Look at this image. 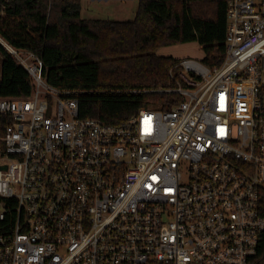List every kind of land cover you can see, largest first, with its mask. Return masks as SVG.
I'll use <instances>...</instances> for the list:
<instances>
[{"label":"built area","instance_id":"obj_1","mask_svg":"<svg viewBox=\"0 0 264 264\" xmlns=\"http://www.w3.org/2000/svg\"><path fill=\"white\" fill-rule=\"evenodd\" d=\"M225 54L178 60L170 109L78 115L35 54L0 45L29 97L0 98V264H251L264 217V0H229Z\"/></svg>","mask_w":264,"mask_h":264},{"label":"trees","instance_id":"obj_2","mask_svg":"<svg viewBox=\"0 0 264 264\" xmlns=\"http://www.w3.org/2000/svg\"><path fill=\"white\" fill-rule=\"evenodd\" d=\"M229 0H138L132 21L80 18L81 0H0V37L42 62L45 82L77 97L78 115L120 125L141 109L168 110L176 97L151 91L170 86L177 59L159 50L196 43L207 67L225 54ZM29 74L0 45V98H27ZM6 123L0 118V126ZM264 217V191L259 195ZM251 264H264V233Z\"/></svg>","mask_w":264,"mask_h":264},{"label":"rangeland","instance_id":"obj_3","mask_svg":"<svg viewBox=\"0 0 264 264\" xmlns=\"http://www.w3.org/2000/svg\"><path fill=\"white\" fill-rule=\"evenodd\" d=\"M137 6L138 0H81L80 18L84 21H132ZM158 55L180 61L190 59L200 62L204 53L196 43H188L163 48L159 50Z\"/></svg>","mask_w":264,"mask_h":264}]
</instances>
